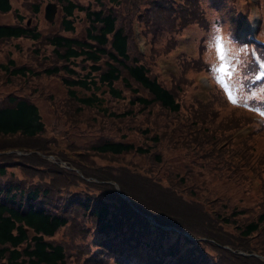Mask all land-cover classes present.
Returning <instances> with one entry per match:
<instances>
[{
  "label": "trees",
  "instance_id": "trees-1",
  "mask_svg": "<svg viewBox=\"0 0 264 264\" xmlns=\"http://www.w3.org/2000/svg\"><path fill=\"white\" fill-rule=\"evenodd\" d=\"M54 1L56 27L42 31L40 0H22V12L0 0L13 19L0 22V264H264V193L236 203L185 186L192 155L208 173L236 171L235 133L250 117L238 124L218 100L183 99L182 82L201 87L184 74L193 62L199 72V59L177 53L181 69L166 79L154 57L188 28H207L201 1ZM230 17L239 42L254 40L237 33L245 14ZM165 32L140 48L137 34ZM51 78L63 93L46 88ZM172 150L182 171L168 164Z\"/></svg>",
  "mask_w": 264,
  "mask_h": 264
},
{
  "label": "rangeland",
  "instance_id": "rangeland-1",
  "mask_svg": "<svg viewBox=\"0 0 264 264\" xmlns=\"http://www.w3.org/2000/svg\"><path fill=\"white\" fill-rule=\"evenodd\" d=\"M12 7H18L19 11H26L20 6L22 0H10ZM48 0H40V12L38 14L39 25L42 31L53 30L56 27V22L58 20V15L56 13L53 20L48 22L43 17V5ZM84 2L86 0H79ZM203 9L205 10L206 16L210 23L206 29H200L197 26H192L184 31L179 37L178 42L175 43L173 47L166 49L163 52L155 54V59L159 63V70L164 75L168 77V71L181 69V63L175 55L182 52L185 56L189 58L199 59L201 61L200 72L195 71V67L198 63L193 62L185 70V76L187 78L193 77L197 80L201 87H195L191 84L186 86V81L182 82L183 88V99L190 94V97L196 95V93L203 99L208 97L215 104L218 100L220 112L224 115L228 111H233L236 114L238 124L242 122L241 114H245L249 119L245 120L246 126L240 128L236 133V142H238V148H241V155H232V162L234 164L233 169L236 171L226 168H221L218 172L214 171L208 173L205 171L203 159L198 157L199 155H192V161L190 162V168L192 169L191 179L185 184L194 189V198H224V196H231L233 202L242 203L255 199V192L258 194L264 193V116L259 114V110H264V81H248L247 88L252 92L257 94L256 100H250L249 104L255 110H249V108L244 106H234L229 103L227 96L225 95L224 88L219 86L216 80L213 78L210 68L217 65L216 54L214 48H210L209 44L214 36L217 34L224 38V43L228 46L227 51L233 53L229 56V59H236L239 61H252V66L255 68V61L259 60L260 57L264 56V0H250L249 3V13H246L245 4L243 0H200ZM245 14V19L243 21L242 27L238 30L239 35L249 34L252 40L250 43L239 42L236 39L234 31L231 30V13L234 9ZM11 12V11H10ZM0 13V22L12 21L11 13ZM27 17V16H26ZM25 17V18H26ZM29 17V16H28ZM27 17V18H28ZM26 18V19H27ZM45 19L46 22H42ZM33 23V19L30 20ZM256 28V29H255ZM245 29H248L247 31ZM79 33H81V23L78 28ZM218 30V32H217ZM255 30V31H254ZM250 32V33H249ZM168 37V34L162 33L157 35L153 40H150L149 35L142 33L141 37L137 34V40L140 47H144L143 43L146 41L145 46L148 51L151 47H155L158 44H162ZM144 39V40H143ZM205 74L206 76L202 75ZM239 74V69L237 70ZM208 78V79H207ZM220 78L227 85L228 81L224 77L223 73L220 74ZM208 80L210 81V87H205L208 85ZM44 84L46 88H49L55 93H63L62 86L59 85L58 80L55 78L45 79ZM212 86V88H211ZM230 88V85H228ZM211 89V91H209ZM4 90L0 87V91ZM213 90V91H212ZM239 99V97H237ZM43 117L48 124L51 115L49 114V106L45 99L37 98L36 100ZM227 120V117L224 118ZM250 130V131H249ZM249 131V133H248ZM83 137H79L78 140L81 141ZM11 150V149H10ZM236 150V149H234ZM11 152V151H5ZM52 155V154H51ZM54 156V155H52ZM51 159L50 157H48ZM168 164L174 167H178L181 171L184 169L186 159L180 156L175 150H172L167 154ZM53 159V158H52ZM64 163V164H63ZM61 165L65 166V162L62 161ZM240 168L244 170L239 172ZM219 176H224L225 178H218ZM236 177L238 181L235 182ZM201 189V190H200ZM259 196V195H258ZM148 218L152 219L150 215ZM172 229H177L173 225H168Z\"/></svg>",
  "mask_w": 264,
  "mask_h": 264
},
{
  "label": "snow or ice",
  "instance_id": "snow-or-ice-1",
  "mask_svg": "<svg viewBox=\"0 0 264 264\" xmlns=\"http://www.w3.org/2000/svg\"><path fill=\"white\" fill-rule=\"evenodd\" d=\"M209 47L214 48L218 62L216 66L210 68V72L217 84L224 88L229 103L234 106H244L249 108V110H255L249 104V101L256 100L257 94L247 88V82L250 80L264 81V56L260 57L259 60L253 57L255 68L252 66V61L238 62L236 59H229V56L233 55V53L227 51L228 46L224 43V38L218 34L213 37ZM238 69L239 74H237ZM221 73L227 79V85L221 80ZM228 85H230V88ZM261 91H264V88H261ZM259 114L264 116V110H259Z\"/></svg>",
  "mask_w": 264,
  "mask_h": 264
},
{
  "label": "water",
  "instance_id": "water-1",
  "mask_svg": "<svg viewBox=\"0 0 264 264\" xmlns=\"http://www.w3.org/2000/svg\"><path fill=\"white\" fill-rule=\"evenodd\" d=\"M56 10H57V4L55 1H52V0H48L45 4H44V12H43V15H44V18L47 20V21H51L53 20L54 16H55V13H56ZM30 23V17L27 18V24ZM9 151H14L16 153H22L21 150H9ZM27 152H30V151H27ZM26 153V151H25ZM46 157H50L51 159L53 158V156L51 154H48L46 155ZM64 164V163H63ZM116 190L120 193L121 196L123 197H126V194L121 192L117 186V184H114ZM167 228H172L170 226H167ZM261 258H263L262 256H260Z\"/></svg>",
  "mask_w": 264,
  "mask_h": 264
},
{
  "label": "bare ground",
  "instance_id": "bare-ground-1",
  "mask_svg": "<svg viewBox=\"0 0 264 264\" xmlns=\"http://www.w3.org/2000/svg\"><path fill=\"white\" fill-rule=\"evenodd\" d=\"M246 31L248 30V29H245Z\"/></svg>",
  "mask_w": 264,
  "mask_h": 264
}]
</instances>
